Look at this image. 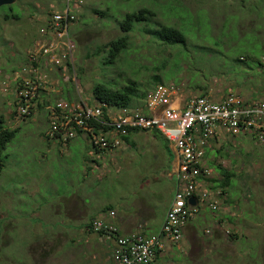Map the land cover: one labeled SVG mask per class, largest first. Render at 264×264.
I'll list each match as a JSON object with an SVG mask.
<instances>
[{
  "label": "rangeland",
  "instance_id": "1",
  "mask_svg": "<svg viewBox=\"0 0 264 264\" xmlns=\"http://www.w3.org/2000/svg\"><path fill=\"white\" fill-rule=\"evenodd\" d=\"M262 4L264 0H15L11 5L0 7V121L7 128L17 130L0 169V264H32L29 242L25 239L27 232L10 230L13 241L6 244L2 243L1 227H19V230L20 226L60 227L64 219L62 214L54 215L56 223H48L41 213L35 219L19 220L20 215L31 213L33 204L51 202L57 195H65L68 189V176L64 173L66 161L58 164L57 160L50 159L42 163L47 143L43 136L50 128L47 106L62 100L94 103L92 90L97 83L120 88L131 80L146 96L137 99L130 108L146 112L144 104L156 85L154 77H159L161 83L177 85L185 98L210 95L220 100L233 92L246 99L264 100V13L256 14ZM65 9H71L77 19L71 25L68 38V43L74 46L73 71L68 65L60 70L42 65V72L52 77L47 86V102L33 106L29 117L20 116L13 94L3 92L2 81L11 79V73L27 63L29 51L47 42L45 39L39 42L43 37L39 31L49 16ZM143 9L152 11L154 17L135 24L133 31L127 34L130 46L111 65L103 64L108 51L95 54L97 47L125 36L120 23L128 13ZM11 12L20 19L6 20L4 15ZM160 26L178 28L186 34L185 47L166 45L143 30V27L157 29ZM137 141L136 149L125 152L131 156L130 161L122 160L110 167L101 180L90 179L87 186L89 191L96 189L100 198L113 200L114 206L119 208L143 196L142 199L154 206V228H159L174 198L175 177L166 175L171 173L166 152L162 157L154 153L163 146L160 140L144 144L142 138L137 137ZM207 161L214 164L211 188L214 180L223 178L216 166L221 165L233 173L230 186L218 197L231 208L220 211L221 216L232 218L231 225L221 222L218 228L230 243L221 248L209 244L215 239L209 235L217 212L212 215L206 208L203 212L211 219L201 220L198 214V238L189 237L195 246L190 248L183 237L179 242H182V250L175 249L168 261L173 264H248L247 260L251 259L245 255L252 250L257 253L253 264L256 260L264 264V144L246 133L224 136L210 144ZM32 192L34 198L30 196ZM7 221L13 226H6ZM37 230L42 232V228ZM227 231L237 232L239 238L230 240ZM205 248L208 254L204 253ZM184 251H187L185 256ZM215 251L223 255L217 256ZM37 252L34 248L32 254L35 262H40ZM51 253L50 250L48 258L53 257ZM237 258L242 260L238 262Z\"/></svg>",
  "mask_w": 264,
  "mask_h": 264
},
{
  "label": "built area",
  "instance_id": "2",
  "mask_svg": "<svg viewBox=\"0 0 264 264\" xmlns=\"http://www.w3.org/2000/svg\"><path fill=\"white\" fill-rule=\"evenodd\" d=\"M75 19L74 12L65 9L49 16L40 30L48 40L40 44L31 57L43 59L35 60L38 66L33 65L34 69L26 67L17 75L21 81L16 93L21 116L30 114L33 100L46 82L47 77L41 74L40 66L57 68L71 60L74 46L68 43V38L69 28ZM4 91H7L6 87ZM181 96L182 90L174 83H159L145 100L146 112L129 107L111 109L106 103L90 105L85 101H60L50 112L49 135L60 134L63 141L75 137V129H89L88 122L94 120L99 125L109 126L105 132L92 135L94 144L102 150L121 147L123 137L131 132L156 131L179 152L174 198L159 232L146 234L140 229L121 235L118 227L104 217L91 221L92 232L114 237V264H151L168 242L179 243L182 240L185 225L203 206L211 211L220 209L218 197L223 194L221 190L209 188L213 170L206 164L207 149L213 141L246 133L264 144V100L246 99L233 92L220 100H214L210 95ZM105 108L108 121L104 119ZM191 198L195 199V204L189 202ZM108 216L114 218L115 211L108 212Z\"/></svg>",
  "mask_w": 264,
  "mask_h": 264
},
{
  "label": "crops",
  "instance_id": "3",
  "mask_svg": "<svg viewBox=\"0 0 264 264\" xmlns=\"http://www.w3.org/2000/svg\"><path fill=\"white\" fill-rule=\"evenodd\" d=\"M262 13H264V4L260 5V10L256 14L261 15ZM41 40H44V38L41 37L39 42ZM47 96L48 90L44 88L35 99V106H39L40 103L45 105ZM52 105L47 106V108L50 110L53 108ZM49 110L46 111L48 115ZM137 137L142 138L144 144H155L159 140L162 142L163 146L158 147L159 150L154 151V153L162 157V154L166 152L165 158L168 161V168L171 166L169 169L171 173L167 172L166 175L172 177L174 175L175 177L179 164V152L173 144L169 143L162 137V134L156 131L131 132L130 135L122 139V146L119 149L113 151L103 150L100 152H96L93 149L90 138L85 132L77 134L68 143H62L58 138L49 140L43 136V139L47 143L44 146L45 153L42 155V163L49 162L50 159L57 160L58 164L66 161L67 170L64 173H67L68 180L66 181V185L70 189L65 191V195H57L51 202L40 206L33 204L31 213L29 215H20L22 218L19 220H24V218H27V220L35 219L41 213L42 216H46L48 223H56L57 219H53L54 215L62 214L64 219L59 223L60 227L20 226V230L19 227H1L2 243L7 244L13 241V238L8 233L10 230L18 232L25 230L26 234H28V237L25 236V239L29 242L28 251L32 264H114L112 261V251L115 245L114 237L92 232L90 223L93 219L104 217L116 225L122 235H129L140 229L146 234L157 233L165 223L166 213L162 219L163 224L159 228H154L156 227L155 222H153V219L156 218L154 206L142 199L144 198L143 196L119 208L118 206H114L115 202L113 200L100 198L96 189L89 191L90 189L87 186L90 183V179L95 181L101 180L110 167L119 164L122 160L125 161L128 158L127 160L130 161L131 156L125 154V152H131L137 148V145H139V141L136 142ZM30 196L34 198V192L30 193ZM223 202L224 200H222L220 209L214 216V227H212L211 234L209 235L210 238L215 239L212 242L210 241V243L208 242L210 245L220 248L230 243L223 236L222 231L218 229L221 222L225 225L227 223L231 225V221L227 219L228 216L223 217L220 214L221 210L228 211L231 209L227 204L224 205ZM206 208V206H203L198 213L201 220L211 219V216L203 212ZM112 210L116 212L114 218L108 216V212ZM210 214L213 215L215 213L210 211ZM232 215L235 216V213ZM196 216L185 225L183 231V240H188L190 248L195 246V243L192 240L190 241L189 237L192 239L198 238L199 230L196 225L198 224ZM27 220L25 221L28 223ZM7 222L6 226H13L12 223ZM21 224L25 223L22 222ZM38 228H42L41 233L38 232ZM197 240L198 244L199 239ZM181 243L168 242L166 248L156 255L151 264H173L174 262L170 263L168 261V257L171 256V253L175 249L182 250ZM34 248L38 251L37 259L40 262H35L36 259H34V255L32 254ZM50 250L53 257L48 258ZM46 252L47 254H45ZM186 252L184 251V256ZM207 252H209L208 248H205L204 253L208 254ZM214 254L217 256L223 255V253L220 254L217 251ZM204 258L207 257L204 256Z\"/></svg>",
  "mask_w": 264,
  "mask_h": 264
},
{
  "label": "trees",
  "instance_id": "4",
  "mask_svg": "<svg viewBox=\"0 0 264 264\" xmlns=\"http://www.w3.org/2000/svg\"><path fill=\"white\" fill-rule=\"evenodd\" d=\"M154 15L155 14L152 11L144 10V9L143 10H139L138 12L128 13L126 15V17L123 19V21L120 23V28L125 33V36H121L118 39L112 40L111 42H109V43H107V44H105V45H103L101 47H97V50H96L95 54H100V52L104 53V52L108 51V56L105 58L103 64H105L107 66L111 65L113 63L114 59L119 57L120 53L122 51H125L128 48V46H130L129 45L130 42H129V38H128L127 34H129V32H131V31H133L135 24H140V23L149 21L150 19H152L154 17ZM4 18L6 20H8V19H17L18 20V19H20L18 14H15L13 12H11L10 14L4 15ZM76 21H77V19H75L74 22L76 23ZM71 28H72V26H70V28H69V35L71 34L70 33ZM145 28L146 27H143V30L146 33L152 34V36H155L160 41L164 42L166 45H170V46L181 45V46L185 47L184 45L186 44L185 40H186V36L187 35L184 34L178 28H174V27H170V26H160L157 29H150V28L149 29H147V28L145 29ZM39 32L41 33V31H39ZM42 36H43V38L45 40H48V37L44 36L43 34H42ZM35 50H36V48L34 47L31 51L28 52L27 63L23 67H21L18 71H15V72L11 73V79L8 78V79L2 81L3 92H7V93L13 94L12 95L14 97V101L13 102L15 103L17 109H19L20 101H19V98L17 97L16 93H17V90H18V85L21 82V81H19L17 79V75L20 74L22 72V70L24 68H26V67L28 69H31V70L34 69V68H32L33 65L35 67L38 66L37 63H35V62H37L35 60L43 59L42 57H39V58H36V59H33L31 57V53L34 52ZM71 61L72 60L65 61L62 65L58 66L57 69L58 70L63 69L62 68L63 66L68 65V67H70L71 71H73V67L74 66H73V63H71ZM260 65L262 66V64H260ZM42 70L44 71V68L43 67L41 68V66H40L41 74L45 75L42 72ZM0 74H2V71H0ZM25 76L28 77L29 76L28 73H26ZM51 79H52V77L50 75H49V78L48 77L46 78V82L43 83V86L40 87L37 96L39 95L40 92H42V90L44 88L47 89V86H48V84H49ZM154 80H155V82H153V84L155 83L157 85V84L161 83V79L159 77H154ZM5 87H6L7 91H4ZM92 93H93V98H94L95 101H94V103L87 102L88 104L92 105V104H95V103H106L108 105V107L111 108V109H118V108H123V107H129L130 108L132 106H135V101L137 99L145 98V96H146L145 93H141L140 92L139 87L136 84V82L135 81H131V80L128 82L127 85H125L123 87H120V88H114V87L111 88V87L106 86L104 84L97 83L93 87ZM37 96L35 97V99L37 98ZM202 96H204V95H202ZM35 99L33 100V105L31 107V112H32V110L34 108L33 106H35V103H34ZM62 101H66V100H62ZM58 102H60V101H58ZM66 102L73 103L71 101H66ZM57 103H54L52 105V107L55 108ZM53 108H51L49 110V118H50V112H52L51 110ZM31 112H30L29 115H26V116H23V117H27V116L29 117L31 115ZM104 119L106 121L109 120L106 108L104 109ZM87 126H88L87 128H89V129H86V130L80 129V128L79 129H75V133H77V134L83 133V132L87 133L88 137L90 138V141H91L93 149L96 152L103 151L97 145L94 144V142L92 140V135H94L93 133L98 134L101 131L105 132L108 129L109 126L108 125H105V126L104 125H99V123L94 121V120L89 121ZM50 127H51V124H50ZM49 131H50V128L46 132L47 134H45L46 139L51 140V139L58 138V139H60V141L62 143H68L69 141L73 140L76 137V135H77V134H75V137L69 138L67 141H63V139H62L60 134H56L54 137H51L49 135L50 134ZM16 133H17V130H13V129L7 128L3 124V122L0 121V169H1V167L3 168V166H4L3 162H2V159L4 158V155H6L5 151L8 148L9 143L16 137ZM126 137H123V138H126ZM119 148H115L114 150L119 149ZM208 150L209 149H207V152H208ZM107 151H110V150H107ZM111 151H113V150H111ZM206 155H207V153H206ZM206 164L209 167L214 166V164L212 162H210V161H207ZM216 169L218 170L219 173L222 174L223 178L221 180H214V184H215L214 187L211 188L209 186V188L213 189V191H216V188H220V190L222 191V194L224 195V193L226 192L225 191L226 190L225 187H227V186L229 187L230 186L231 178L233 177V173L228 171V170H226V169H224L221 165L216 166ZM211 182H213V178L210 180V183ZM221 202H222V200H221ZM209 211H211V210L209 209ZM218 211H211V212L216 213ZM227 219L232 221V218H230V217H227ZM227 232L229 234L228 238L230 240H236V239L239 238L237 232L236 233L233 232V231H227ZM118 234H121L120 231H118ZM176 244H178V243H176ZM255 251H256V249L254 250V252ZM158 254H159V252L157 253V255ZM256 254L253 253L252 250H251V251L248 252V254L245 255L247 258L251 259V261L247 260L248 264H253L255 262V259L253 257H255ZM245 256H244V258H245ZM226 258H227V256H226ZM238 259L239 258H237L236 261ZM241 260L242 259H239L238 262H240ZM218 264H222V263H218ZM256 264H258L257 260H256Z\"/></svg>",
  "mask_w": 264,
  "mask_h": 264
},
{
  "label": "water",
  "instance_id": "5",
  "mask_svg": "<svg viewBox=\"0 0 264 264\" xmlns=\"http://www.w3.org/2000/svg\"><path fill=\"white\" fill-rule=\"evenodd\" d=\"M14 2L15 0H0V7L5 6V5H11ZM189 202L191 204H195V199L191 198Z\"/></svg>",
  "mask_w": 264,
  "mask_h": 264
}]
</instances>
